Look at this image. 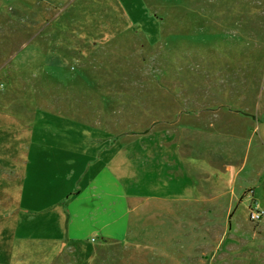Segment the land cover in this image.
<instances>
[{
    "label": "rangeland",
    "instance_id": "1",
    "mask_svg": "<svg viewBox=\"0 0 264 264\" xmlns=\"http://www.w3.org/2000/svg\"><path fill=\"white\" fill-rule=\"evenodd\" d=\"M0 1V182L21 177L0 187V219L16 248L27 229L66 222L33 213L27 228L25 163L4 160L22 156L27 124V142L100 148L138 196L129 214L145 236L103 247L95 264H264V0H97L59 22L44 5ZM169 184L207 202L163 209ZM225 191L238 198L232 208L217 198ZM151 195L162 199L154 210Z\"/></svg>",
    "mask_w": 264,
    "mask_h": 264
},
{
    "label": "crops",
    "instance_id": "2",
    "mask_svg": "<svg viewBox=\"0 0 264 264\" xmlns=\"http://www.w3.org/2000/svg\"><path fill=\"white\" fill-rule=\"evenodd\" d=\"M96 1L26 0L22 5L26 7L25 9H27V2L44 5L48 11L55 12L59 22V19L67 14L72 18L86 16L91 8L90 3ZM99 2L102 4L103 0ZM112 2L123 6L125 0H112ZM73 7L74 12L69 13ZM78 26L83 27L79 32L87 31V25L79 24ZM47 58L53 59L52 63H58L60 59L58 56L50 57V55ZM24 113L27 114V112ZM16 122L13 123L16 124ZM26 125H19L23 131L26 128L24 142L21 143L24 147L20 148L22 156L9 152L8 158L4 160L25 163L26 172L21 174L27 175V181H25V184L27 183V228L35 222L30 219L33 213L40 214V219L45 224L52 223L56 218L66 222L65 225H59V230L56 232L33 234L27 229V239L22 241V248H16L14 238L10 237V233H6V228L2 229L6 224L2 222L3 219H0V264H95L97 255L102 252L103 247L107 248L112 242H120L127 247H132L134 241L145 236L139 223L129 214L131 209H129L128 200L134 201L138 196L134 194L129 196L126 187L122 186L121 179L112 178V172L108 166L110 163L102 153L103 150L96 148L91 156L83 155L85 152L80 147L81 142L73 139L61 143L55 139L36 137L27 142ZM261 130L264 138V123ZM175 140L170 141L169 144H173ZM27 144L30 147H27ZM92 144L95 145V142ZM54 145L63 147L56 149ZM169 151L173 159L177 157L182 160L176 146L170 147ZM51 158L56 161L55 164L50 163ZM17 177L21 178L13 173L8 175L7 179L1 180L0 187L21 185V179L16 180ZM57 183L66 185L60 187ZM183 187L184 191L180 192L176 185L169 184L170 192L166 193L163 209L174 208L170 203L176 204L180 200L187 203L188 208L195 209L207 202L206 194L192 196L194 188L186 184ZM220 194L219 196L217 194V198H225V201L229 203H226V208H232L238 200L233 191ZM151 196L148 210L156 209L159 201L162 200L156 195ZM49 198L53 200L48 201ZM54 206L62 208V212H53ZM134 208H139V205ZM95 235L96 238H94Z\"/></svg>",
    "mask_w": 264,
    "mask_h": 264
},
{
    "label": "built area",
    "instance_id": "3",
    "mask_svg": "<svg viewBox=\"0 0 264 264\" xmlns=\"http://www.w3.org/2000/svg\"><path fill=\"white\" fill-rule=\"evenodd\" d=\"M260 215L261 214L259 212L253 213V218L257 220L258 218H260Z\"/></svg>",
    "mask_w": 264,
    "mask_h": 264
}]
</instances>
